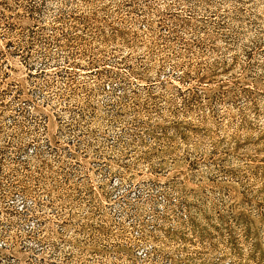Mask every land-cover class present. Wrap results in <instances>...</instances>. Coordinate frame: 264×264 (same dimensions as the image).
<instances>
[{"label": "rangeland", "instance_id": "rangeland-1", "mask_svg": "<svg viewBox=\"0 0 264 264\" xmlns=\"http://www.w3.org/2000/svg\"><path fill=\"white\" fill-rule=\"evenodd\" d=\"M0 264H264V0H0Z\"/></svg>", "mask_w": 264, "mask_h": 264}]
</instances>
